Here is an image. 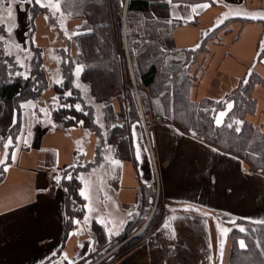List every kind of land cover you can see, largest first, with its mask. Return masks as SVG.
Here are the masks:
<instances>
[{
    "label": "crops",
    "instance_id": "crops-1",
    "mask_svg": "<svg viewBox=\"0 0 264 264\" xmlns=\"http://www.w3.org/2000/svg\"><path fill=\"white\" fill-rule=\"evenodd\" d=\"M165 3L154 6V14L179 22L166 32V44L184 50L204 43L205 51L189 68L195 75L188 92L191 101L219 102L251 75L264 78V0ZM125 5L122 2L124 10ZM251 96L256 107L247 120L264 131V87L255 84ZM33 106L25 101L21 110ZM39 122L22 121L15 143L8 140L0 151V161L5 162L0 182V264H225L228 226L236 220L264 223L263 174L248 173L239 158L161 122L150 135L145 129V136L143 126L131 125L132 160L113 159L86 170L79 190L84 193L83 216L67 228L60 173L77 154L69 153L61 163L59 135ZM84 156L90 159L93 151ZM144 189L150 190V198ZM149 203L141 223L146 224L143 237L117 256L123 244L92 261L98 248L91 221L102 226L106 249L112 231L135 221L134 215ZM158 205L169 211L150 228Z\"/></svg>",
    "mask_w": 264,
    "mask_h": 264
},
{
    "label": "trees",
    "instance_id": "trees-1",
    "mask_svg": "<svg viewBox=\"0 0 264 264\" xmlns=\"http://www.w3.org/2000/svg\"><path fill=\"white\" fill-rule=\"evenodd\" d=\"M165 1L60 0L63 8L68 7L65 2L69 5L74 3L75 11L80 13L78 18L82 29L72 37L78 59L84 61L77 80L101 111L102 127L94 120L92 110L95 106H83L81 91L72 84L73 75L64 76L60 83L50 85L41 66L40 52H35L28 74L15 76L11 71L13 62L4 54L0 44V151L8 140L15 143L21 128V103H38L51 88L58 99L57 106L48 113L51 122L57 130H69L76 126L89 129L97 139L94 165L103 161V151L106 154L104 158L108 157V160L133 159L129 126L136 120L139 122V116L135 94L128 86L124 59L120 55L124 2L125 40L143 115H159L164 122L174 125L181 132L239 158L248 173L264 175V131L247 120L248 116L254 114L256 107V101L251 96L252 88L255 84L264 87V78L251 75L219 102L207 98L191 101L188 92L194 84L195 75L189 73V68L196 62L198 55L205 51L204 43L197 48L184 50H176L166 44L167 31L179 22L154 14V6L164 7ZM28 12L31 22H34L38 15L45 14L46 9L32 0ZM101 76H105L106 80L103 81ZM66 90L70 94L65 97L63 93ZM123 96L129 100L126 110ZM114 102H117V110ZM76 103L81 105L82 111L75 108ZM0 173L1 182L4 172ZM73 174L71 178L61 180L66 190L67 228L73 219L80 218L84 212V200L79 193L81 183L75 172ZM234 223H238L239 228L235 227L229 232L225 264H264V223L253 224L241 220ZM90 229L96 246L103 245L102 227L91 221ZM143 232L132 238V243L128 241L124 245L138 242ZM120 237L125 239L126 234ZM240 242H243V247Z\"/></svg>",
    "mask_w": 264,
    "mask_h": 264
},
{
    "label": "rangeland",
    "instance_id": "rangeland-1",
    "mask_svg": "<svg viewBox=\"0 0 264 264\" xmlns=\"http://www.w3.org/2000/svg\"><path fill=\"white\" fill-rule=\"evenodd\" d=\"M41 5H45L46 12L45 14H40L36 17L34 22H31L30 15H29V3H18L16 0H0V44L2 46V49L4 51V54H6L13 62V65L11 66L12 73L17 76H25L28 74L31 66V59L32 56L38 52L41 61H42V68L45 71V74L47 76L48 82L50 85L52 83H60L64 76H70L73 75L72 84L73 87L79 88L81 91V97H82V104L83 106H95L93 107V115L95 122L102 127L103 120H102V113L99 111V108L97 107V104H93L92 99L88 96L86 93V88L83 86L82 83H80L77 79L79 76L80 71L82 70L84 66V61L82 59H78V54L75 49L73 36L81 31V21L78 18L80 16V13L78 11H75L74 3L69 5L65 2V5L68 7L63 8L60 4V0H40ZM58 5V7H56ZM11 10L12 17L9 18L8 12ZM27 13H26V11ZM74 10V12L72 11ZM72 11V12H71ZM77 12V13H76ZM121 42H122V50L120 51V55L123 56L124 64L126 73L128 75L129 84L128 86L133 89L135 94V102L137 103L138 107V116H139V122L136 120L132 122V124L139 123L141 127L143 126L142 134L145 136L146 130L148 129V134L150 135V129L161 122H164L163 118L159 115H153L148 114V116H144L142 113V109L140 106L139 98H138V92L137 87L135 85L134 77L131 70V62L129 60V55L127 51V44L125 40L126 31H125V10L123 9V14L121 17ZM101 79L103 81L106 80L105 76H101ZM64 96H69V91L66 90L64 93ZM32 102V101H31ZM58 99L57 95L54 94L51 88H49L40 98V101L38 103L33 102L34 106L26 110L24 109L23 112L21 110L20 118L21 122L25 121L30 123L33 122V119L38 118L40 122L38 123L39 126H42L47 129V131L51 132V134H57L59 135V149H58V158L60 159V162H64L66 158H68V155L70 153L71 157H74V155L77 154L75 157V160L70 163V165L64 167L61 169L60 173V182L63 179L71 178L74 174L73 172H78L76 175L77 179L82 182L84 179V173L86 170L92 166H95L94 163V149L95 145L97 143V139L93 133L89 129H85L83 127H74L70 128L69 130H57L54 124L51 122V119L49 117V111L52 110V108H55L57 106ZM129 105V100L126 99L125 96H123V106L126 110V106ZM75 108L79 111H82L81 105L76 103ZM114 108L117 110V102H114ZM156 117H160L161 121L158 122ZM129 126V138L131 141V131ZM146 144V140L144 142ZM14 143H12L13 145ZM132 144V141H131ZM74 147L73 150L71 148ZM147 148V144H146ZM12 147L10 148V150ZM73 155L71 154V151ZM87 150L89 152L93 151V156L89 159L86 158V152ZM80 151V152H79ZM148 151V157L153 161V170L156 174V167L153 160V156L151 153L150 148L147 149ZM82 154H84L82 156ZM102 160L100 164H107L106 160L110 162L111 160H108V157L104 158L106 154L101 153ZM151 155V156H150ZM91 161V162H90ZM91 164H88V163ZM98 164V163H97ZM5 166V162L0 163V172L3 171V167ZM1 176V173H0ZM155 185L158 188L159 179L157 177V174L155 176ZM62 186V184H61ZM82 186V185H81ZM65 189V188H64ZM83 191V190H82ZM66 192V190H65ZM80 197H83L84 195H81V191H79ZM144 193L146 194V198H150L151 192L149 189H144ZM151 193V194H150ZM150 200V199H149ZM150 203L145 208H140L139 212H137L134 217H136L135 221L130 220L129 223L125 224V226L120 229H115L112 231V237L110 238L111 243L108 245V247L105 249L102 248V245H98V251L94 254H91L92 261H95L96 259H99L102 255H105L107 251H109L111 248L116 247L118 248L120 245H124L126 242L129 241L132 238H134L138 233L143 229V226H141L143 223V220L148 212L147 209H149ZM169 211V207L166 205H158L157 206V214L156 219H154L151 222L150 228L155 224L157 221V217L161 215L160 217H164L166 213ZM153 213V212H152ZM83 216V215H82ZM82 216L77 219H73L72 223L81 220ZM151 219V216H150ZM149 220V219H148ZM94 221V220H92ZM96 222V221H95ZM98 225H100L98 222H96ZM238 223H231L229 227V232L233 228H239ZM101 226V225H100ZM238 226V227H237ZM102 227V226H101ZM149 228L146 232H148ZM103 234V228H102ZM228 232V243H229V235ZM141 233V232H140ZM103 234H102V240H103ZM121 234H126V238L120 237ZM93 235V234H92ZM93 238H95L93 236ZM106 237L104 235V241ZM127 239V240H126ZM125 240V241H124ZM124 241V242H123ZM137 243V242H136ZM135 244H127L124 245L121 250L114 255L117 256L120 253L124 252L125 250L130 249ZM241 245V242H240ZM104 246V245H103ZM100 249V250H99ZM228 253V252H227ZM113 255V256H114ZM112 256V257H113Z\"/></svg>",
    "mask_w": 264,
    "mask_h": 264
},
{
    "label": "snow or ice",
    "instance_id": "snow-or-ice-1",
    "mask_svg": "<svg viewBox=\"0 0 264 264\" xmlns=\"http://www.w3.org/2000/svg\"><path fill=\"white\" fill-rule=\"evenodd\" d=\"M28 2L31 3L32 0H28ZM35 2H36L37 4H39V3H40V0H35ZM41 6H45V5H41ZM208 6H210V5H205V6H203V7H208ZM56 7H58V5H57ZM193 11H195V9H194ZM8 16H9V18L12 17V12H11V10H9V12H8ZM261 18L264 19V17H261ZM222 115H223V114H222ZM10 143H11V141H9V144H10ZM5 158H7V156H6ZM13 158H14V157H13ZM0 163H3V161H0ZM4 170L7 171V168H5ZM81 195H84V193H81ZM241 231H243V229H241ZM241 246L243 247V242H241Z\"/></svg>",
    "mask_w": 264,
    "mask_h": 264
},
{
    "label": "built area",
    "instance_id": "built-area-1",
    "mask_svg": "<svg viewBox=\"0 0 264 264\" xmlns=\"http://www.w3.org/2000/svg\"><path fill=\"white\" fill-rule=\"evenodd\" d=\"M155 120H157L158 122H160V121H161L160 117H156V119H155Z\"/></svg>",
    "mask_w": 264,
    "mask_h": 264
},
{
    "label": "bare ground",
    "instance_id": "bare-ground-1",
    "mask_svg": "<svg viewBox=\"0 0 264 264\" xmlns=\"http://www.w3.org/2000/svg\"><path fill=\"white\" fill-rule=\"evenodd\" d=\"M145 225H146V224H145ZM145 225H144V226H145ZM144 226H143V227H144Z\"/></svg>",
    "mask_w": 264,
    "mask_h": 264
}]
</instances>
